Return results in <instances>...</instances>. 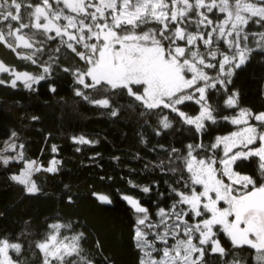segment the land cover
I'll return each instance as SVG.
<instances>
[{"label": "trees", "instance_id": "obj_1", "mask_svg": "<svg viewBox=\"0 0 264 264\" xmlns=\"http://www.w3.org/2000/svg\"><path fill=\"white\" fill-rule=\"evenodd\" d=\"M164 1L171 12L183 6H176L181 0ZM61 3L0 0V62L9 67L0 74V151L18 135L25 161L45 168L52 160L60 161L56 172L40 170L33 175L37 188L33 193L14 177L24 161L4 165L0 160V260L1 248L11 245L10 255L17 264H143V248L153 239L154 228L155 233L165 228L158 225L161 211L168 216L172 209L182 213L187 207L182 195L190 193L193 185L184 157L190 152L203 160L211 158V153L218 156L213 144L217 137L236 131L223 119L236 108L264 113V45L252 44L248 60L207 91L205 101L214 118L203 127L177 112L168 114L164 125V112L148 107L141 98L142 84L117 82L106 74L96 79L93 68L103 42L95 25L105 21L118 35L150 33L154 39L147 42L174 53L186 43L176 41L178 28L188 38L189 33L219 25L224 17L217 8L208 13L202 10L208 24H200L197 6L184 5L176 18L149 15L137 23L113 26L106 22L117 13L106 7L90 27L81 30L75 19L88 16L77 15ZM42 5L60 16L61 12L71 14L73 27L68 32L76 38L47 29L44 15L36 21L35 8ZM59 21L65 26L64 18ZM248 30L260 33L264 22H248ZM19 37H26L29 44L18 46ZM210 47L218 44L212 42ZM14 72L29 73L38 80H17ZM231 99L236 106H229ZM178 106L188 115L201 109L195 96ZM235 168L253 180L250 188L264 187V169L257 156L237 160ZM128 198L143 210L133 207ZM140 214L146 217L143 222ZM140 230L145 235L142 240ZM55 233L74 243L75 252L48 260L40 245ZM215 233L221 250L212 242L204 243L202 258L194 264H264V252L236 246L221 230Z\"/></svg>", "mask_w": 264, "mask_h": 264}, {"label": "rangeland", "instance_id": "obj_2", "mask_svg": "<svg viewBox=\"0 0 264 264\" xmlns=\"http://www.w3.org/2000/svg\"><path fill=\"white\" fill-rule=\"evenodd\" d=\"M118 1L116 0V3L114 0H57V4L64 2L73 13L85 14L89 17V21H86L88 17L84 19L82 16L75 19V24L81 30L90 27L98 17L97 13L103 15L99 10L104 8L106 10V7L117 13V17L106 22L113 23V26L115 22L134 23L138 21L137 19L146 20L149 15L155 19H164L168 15L176 18L179 13H183L184 5H195L199 8V14L202 16L200 24L210 23V20L205 18L204 12L208 13L213 8H217L218 14L224 17V21L221 20L219 25L211 24L202 33H189L188 38L185 31L178 28L176 41L186 43L177 47L174 53L166 52L162 46L152 41L147 42L154 39L150 33L126 36L119 34V37L118 32L112 33L111 28L106 27L105 21L104 24L97 22L99 25H95L103 42L98 54V63L93 68L97 71L96 79L106 74L117 82L142 84L144 93L141 94V98L148 107L164 112L162 117L164 125L168 123L170 116L168 114L177 112L184 120L203 127L207 119L214 118L205 101L207 91L218 81L224 82L228 79L236 67H240L248 60L252 44L259 45L255 43L257 42L264 45V31L255 34L253 33L255 31L248 30V22L254 20L260 24L264 22V0H193L192 2L181 0L176 2V6L183 5L179 8L181 11L174 8L172 12L164 0H123V3L121 0ZM119 3L122 4L118 5ZM51 12L53 9L49 5L36 7L34 11L36 21L42 19L44 15L46 16L43 19L44 26L47 29L76 38L75 34L68 32V29L73 27L72 15L61 12L60 16L56 11L49 15ZM91 13L94 14L93 17ZM60 18L67 21L65 26L59 21ZM91 19L94 21L91 22ZM17 39L18 46L29 44L26 37ZM212 42L217 43L218 47L211 49ZM225 52L231 53L225 54ZM7 68L9 67L0 62V74L9 71ZM208 68H211L212 72H209ZM14 74L17 80L23 79L28 83L38 80L36 76L26 72H14ZM93 79L95 80V77ZM192 96H195L201 104V109L195 115H188L181 111L178 105ZM228 103L231 107L237 105L235 99H231ZM223 119L236 126V131L216 138L212 149L218 156L215 154L216 157H213L211 151H207L211 153L209 159H199L193 155V152L184 157V164L190 173L193 185L190 193L182 195V202L187 207L182 213L172 209L169 213L173 216L169 213L167 216L165 211H161L162 218L158 225L165 224V228L159 232L160 234L155 233L157 230L154 228L153 239L143 248L145 250L142 257L143 264H194L202 258L204 252L202 245L209 242L214 244L216 250H221L220 244L215 239V232L218 229L230 237L229 232L236 218L233 208L236 200L233 195L242 197L245 194L252 195L264 190V187L250 188L249 185L253 180L239 173L235 168L237 160L257 156L264 169V113L252 114L238 107L230 116ZM0 160L4 165L24 161V167L14 177L33 193L37 192L33 175L40 170L56 172L60 162L52 160L45 168L41 163L25 161L18 135H14L0 151ZM128 201L136 209L143 210L136 200L128 198ZM188 213L191 214L190 218ZM139 216L140 222L146 218L144 214ZM167 221L170 223L166 224ZM139 233L141 240L144 239L143 231L140 230ZM40 248L48 260L63 259L75 252L74 243L65 242L57 233L42 243ZM11 250V245L1 248L0 264H17L10 255Z\"/></svg>", "mask_w": 264, "mask_h": 264}, {"label": "water", "instance_id": "obj_3", "mask_svg": "<svg viewBox=\"0 0 264 264\" xmlns=\"http://www.w3.org/2000/svg\"><path fill=\"white\" fill-rule=\"evenodd\" d=\"M235 224L230 230V239L236 246H247L255 251H264V220L263 226L258 227L257 240L250 236L249 229L241 228L239 225L245 221L246 215L254 212L261 219V213L264 216V190L257 191L250 196H245L235 201L234 205ZM251 231V230H250Z\"/></svg>", "mask_w": 264, "mask_h": 264}, {"label": "flooded vegetation", "instance_id": "obj_4", "mask_svg": "<svg viewBox=\"0 0 264 264\" xmlns=\"http://www.w3.org/2000/svg\"><path fill=\"white\" fill-rule=\"evenodd\" d=\"M249 195L250 194H245L242 197H238L236 195H233V196H234V200H238V199H241V198H243L245 196H249ZM260 215H261V219L259 218V216L254 214V212H251V213L249 212L246 215L245 221L240 224L241 228L249 229L250 236L254 240L258 239V237H257V231H258L257 229H258V227L259 226H263L262 225V221L264 220L263 213H261Z\"/></svg>", "mask_w": 264, "mask_h": 264}]
</instances>
